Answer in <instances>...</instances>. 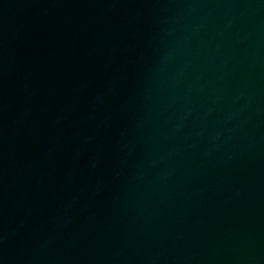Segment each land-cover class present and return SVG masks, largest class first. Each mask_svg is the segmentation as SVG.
Here are the masks:
<instances>
[{"label":"water","instance_id":"1","mask_svg":"<svg viewBox=\"0 0 264 264\" xmlns=\"http://www.w3.org/2000/svg\"><path fill=\"white\" fill-rule=\"evenodd\" d=\"M0 264H264V0H0Z\"/></svg>","mask_w":264,"mask_h":264}]
</instances>
